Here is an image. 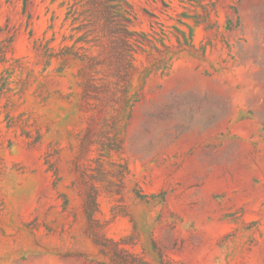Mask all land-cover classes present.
<instances>
[{
  "label": "rangeland",
  "instance_id": "374dc122",
  "mask_svg": "<svg viewBox=\"0 0 264 264\" xmlns=\"http://www.w3.org/2000/svg\"><path fill=\"white\" fill-rule=\"evenodd\" d=\"M0 264H264V0H0Z\"/></svg>",
  "mask_w": 264,
  "mask_h": 264
}]
</instances>
